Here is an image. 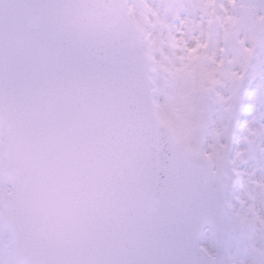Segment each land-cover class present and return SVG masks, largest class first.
Returning a JSON list of instances; mask_svg holds the SVG:
<instances>
[{"label":"snow or ice","instance_id":"6c2138e0","mask_svg":"<svg viewBox=\"0 0 264 264\" xmlns=\"http://www.w3.org/2000/svg\"><path fill=\"white\" fill-rule=\"evenodd\" d=\"M0 264H264V0H0Z\"/></svg>","mask_w":264,"mask_h":264}]
</instances>
